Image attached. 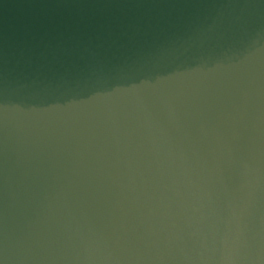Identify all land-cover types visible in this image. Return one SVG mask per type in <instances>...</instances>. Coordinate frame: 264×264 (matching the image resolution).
Here are the masks:
<instances>
[{
    "label": "clouds",
    "instance_id": "9594fccd",
    "mask_svg": "<svg viewBox=\"0 0 264 264\" xmlns=\"http://www.w3.org/2000/svg\"><path fill=\"white\" fill-rule=\"evenodd\" d=\"M0 264H264V0L22 6Z\"/></svg>",
    "mask_w": 264,
    "mask_h": 264
},
{
    "label": "water",
    "instance_id": "95a60500",
    "mask_svg": "<svg viewBox=\"0 0 264 264\" xmlns=\"http://www.w3.org/2000/svg\"><path fill=\"white\" fill-rule=\"evenodd\" d=\"M37 0H0V28L13 22L22 11V6Z\"/></svg>",
    "mask_w": 264,
    "mask_h": 264
}]
</instances>
